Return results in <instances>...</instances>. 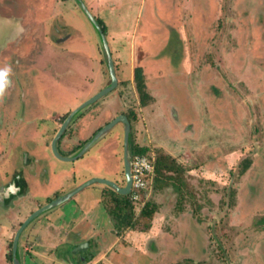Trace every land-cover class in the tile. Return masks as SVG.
Listing matches in <instances>:
<instances>
[{
  "label": "rangeland",
  "instance_id": "374dc122",
  "mask_svg": "<svg viewBox=\"0 0 264 264\" xmlns=\"http://www.w3.org/2000/svg\"><path fill=\"white\" fill-rule=\"evenodd\" d=\"M115 2L100 12L87 4L107 26L118 86L83 110L66 130L59 151L75 153L107 121L135 111L134 134L149 147L145 157L153 168L146 191L132 188L128 194L135 225L117 226L111 195L123 194L94 183L26 227L20 240L22 264H264V0ZM56 11L64 17L60 33L70 38L59 48L56 65L38 56V43H43L38 33L33 58H25L47 66L45 83L54 73L58 80L54 77L51 89V82L26 77L23 87L16 83L19 88L9 90L3 105V129L9 136L0 139V155L12 139L11 153L21 166L18 156L24 149L18 140L22 133L40 134L27 121L40 118L44 134L38 152L46 161V180L33 177L39 179L31 186L36 193L12 209L11 217L0 210V264H14L13 238L38 203L45 205L94 176L123 178L120 124L84 158L61 160L48 146L62 125V120L48 119L50 110L70 112L111 81L95 30L75 0L61 2ZM19 61L24 71L26 63ZM138 67L152 97L144 107L136 88ZM24 116L27 122H21ZM23 143L35 145L31 139ZM159 150L186 169L185 194L172 185L153 188ZM148 201L157 207H147ZM6 208L0 203V209ZM81 241H88L90 249L79 252Z\"/></svg>",
  "mask_w": 264,
  "mask_h": 264
},
{
  "label": "flooded vegetation",
  "instance_id": "af4514ba",
  "mask_svg": "<svg viewBox=\"0 0 264 264\" xmlns=\"http://www.w3.org/2000/svg\"><path fill=\"white\" fill-rule=\"evenodd\" d=\"M63 1L65 2L66 0H0V20H1L0 24L1 23L3 24L4 21L6 20V18L10 19L11 22H10L9 27H10V29L12 28L13 31H9V32H11V34L13 36H15L13 38V40L11 41V43L10 44L8 43L6 48L0 53V68H6L9 66L11 67L12 75H11L10 79H11L12 83H13V81L16 82L18 80V83L20 85L22 82H24V80L25 81L28 80L29 77H32L30 79H31V82H33L34 78L38 75V72H40V69L38 67H36V69L33 71L34 67L30 66L29 63H31V62H28L29 59L33 58L30 55H33L31 53L34 52L33 49L35 50L37 42L40 41V39L38 37H36V33H38L41 36V38L43 39V43L42 42L38 43L39 45H38L37 50H40V51L44 50L45 51V49H46V51H47V52H45V54L39 53L38 56L40 58L43 57V60L45 58H47L49 65H51V66L54 65V63L56 62L57 59L56 60H54V59L57 58L56 56L60 52L59 48H61V46H63L62 42H64V40L67 39V37L69 36V34L63 35L60 33V31L61 30L64 31V28H65V25L63 23L64 17H63V15H61L60 13H57V11H56L59 4ZM86 2H87V0H86ZM98 21H99V19H98ZM63 31H61V32L63 33ZM6 33H7V31H6ZM43 35H45V37H43ZM54 36H56V38ZM44 38H47V40L49 39V42H46L47 40ZM69 39L70 38H68L67 40H69ZM45 43H46V45H45ZM40 45H41V49H40ZM25 55L30 56V57H28L29 58L28 60L25 58ZM19 58H23V60L28 65L27 67H25L24 71L23 70L20 71L21 68L23 67L22 63L19 61L21 63V67H19L20 66L19 62L16 63ZM13 61H14V63H13ZM34 62L36 63L37 59H35L33 61V63ZM38 64L39 63L37 62V65ZM55 65H56V63H55ZM39 66H41V65H39ZM28 67H30V68H28ZM42 70H43V74H41L40 76H37V78H35L37 80H34V81L39 82V83L40 82L45 83L44 82V74H46V73L49 74V71L47 69V66H45V65L42 66ZM23 73H24V75H23ZM29 73L31 74L30 76L28 75ZM54 74H55V76H53L51 78V81H49L52 83L51 89L53 88L54 77L56 78V80H58L56 73H54ZM26 77H28V78L26 79ZM49 82H47L45 84H48ZM20 86L23 87L22 84ZM35 86L37 87V85H35ZM44 87H45V85L43 84V89H44ZM10 88L11 87H9L7 89L4 97L0 98V139L9 136L7 134V130L5 131L3 129V124L5 125V123H6V121L4 120V115H3L4 109H5L3 107V105H5L4 103H5L6 99H8L10 97L9 93H8ZM14 88H19V87H17V85H16V86H14ZM11 90H12V88H11ZM11 90H10V92H11ZM58 109L59 108H55L53 110H50V112H53V114L52 115L49 114L50 117H48V119H52L56 123H59V121L62 120V123H63L65 121V119L67 118V116L70 114V112L72 110H74V109H71L70 112H69V110L67 112L66 111L60 112V110H59V112H57ZM119 114H125V113H119ZM125 115H127V114H125ZM24 117L21 118V122L30 121V123L35 125V130L38 131L40 134H37V135L35 133L34 134H29V133L23 134L22 133L23 135L21 134L20 139L22 140V142L20 140H18L24 149V151L21 153L22 157L18 156V159L21 162V166H17V164H16L17 158L15 157L16 155H13L11 153L12 149H14L12 146V143H13L12 139H10L9 144L7 143L6 145H4V148L1 150V153H3V155L2 156L0 155V203L2 204V206L6 205V207H7L6 209H0L2 212V216L9 215L11 217V215L9 213L12 212V209H15L19 204H24L25 202H28L30 200V198H32V196L31 197H29V196L32 194V191H34V189L31 188V186L34 188V186H35L34 182L39 180V179H41V181L46 180V178L44 176H42L43 173L46 171V161H44L43 157H41L40 154H42V153L38 152V143H39L38 138L40 137V135L44 134V130L42 127H40V123H37L40 118L32 117L30 119L28 118V120L26 121V117L25 118ZM77 118L74 120V122L77 120ZM42 120H45V118H43V119L41 118V121ZM119 124L123 128L122 123H119ZM15 128H16V126L13 127L12 129H15ZM59 128L54 133V136L52 137L51 142H49V144H48L49 148L52 146V141H53L56 133L58 132ZM97 131L98 130L94 131L93 135ZM66 132L67 131H65L58 140V143H57L58 150H60V143L62 141V138L65 136ZM112 132L113 131L111 130L103 139L108 137V135ZM91 137H88L86 139V141L84 142V144ZM27 139H29V140L31 139V141L33 142V145H34V143H35V145L31 146L30 148L28 146H26L23 142H26ZM122 140H123L122 152L124 153V129H123ZM83 145H81L79 148H81ZM44 146H45V144H44ZM52 149H53V147H52ZM123 153H122V157H123ZM68 155H71V153L69 152L65 156H68ZM85 155H86V153L81 157L84 158ZM81 157H79V158H81ZM79 158H77V159H79ZM14 160H15V162H14ZM44 162H45V164H44ZM5 163L7 164L6 166H4ZM32 163H34V164H32ZM123 165H124V158H123ZM34 170L36 172H34ZM124 174H125V169H124ZM34 176L36 178H39V179H35V181H33ZM120 178H122V177H120ZM113 180L116 181L119 185H121L119 180H117V179H113ZM125 180H126V177H125ZM32 183H33V185H32ZM125 185H126V182H125ZM125 185H121V186H125ZM76 186L77 185H75V187ZM34 193H36V192L34 191ZM58 196H60V195H58ZM34 198L35 197H33V199H31V201H35V203H36L37 200ZM50 201H52V200L49 199L47 201V203ZM37 206H38V208H40L41 206H43V204L38 203ZM33 211H31L30 213H33ZM22 223H21V225H22ZM13 242H14V238H13L12 244H13ZM77 244L76 245L78 246L77 248H78L79 252H84V251L90 249L88 241H81V242H78ZM23 264H24V262H23Z\"/></svg>",
  "mask_w": 264,
  "mask_h": 264
},
{
  "label": "water",
  "instance_id": "95a60500",
  "mask_svg": "<svg viewBox=\"0 0 264 264\" xmlns=\"http://www.w3.org/2000/svg\"><path fill=\"white\" fill-rule=\"evenodd\" d=\"M79 8L83 11L86 18L89 20L91 25L93 26L95 33L98 38L99 45L101 47V51L108 68L111 81L110 83L98 91L97 93L93 94L91 97L86 99L83 103H81L78 107L70 112L67 116L65 121L62 123L61 127L59 128L58 132L56 133L53 141L52 147L57 155V157L61 160L65 161H72L87 153L90 149H92L101 139H103L111 130L115 128L116 125L122 123L124 129V169H125V177H126V185L121 186L113 179L94 176L91 177L76 187L72 188L71 190L65 192L64 194L58 196L57 198L53 199L52 201L48 202L47 204L41 206L37 210H35L26 220L22 223L19 227L18 231L15 234L14 242H13V261L14 264H22L21 257H20V240L21 236L26 229V227L37 217L40 215L56 208L57 206L65 203L66 201L70 200L72 197L76 196L78 193L83 191L88 186L94 183H102L105 184L120 194L128 195L133 188V178H132V160H133V136H132V127L130 120L128 119L127 115L119 114L114 119L109 121L103 127H101L81 148H79L75 153L65 156L62 155L58 148L57 143L59 138L62 134L70 127V125L74 122V120L89 106L94 104L96 101L100 100L110 92H112L119 83V79L116 73L115 67V60L113 57V53L107 38V35L98 21L96 15L91 11L88 4L85 0H75Z\"/></svg>",
  "mask_w": 264,
  "mask_h": 264
},
{
  "label": "trees",
  "instance_id": "16d2710c",
  "mask_svg": "<svg viewBox=\"0 0 264 264\" xmlns=\"http://www.w3.org/2000/svg\"><path fill=\"white\" fill-rule=\"evenodd\" d=\"M100 24L102 25L105 33L107 31V26L104 24V22L100 21ZM135 81H136V88L139 94V102L141 106H147L152 97L147 91V85L145 82V75L143 73L142 67H138L135 71ZM120 113H125L128 116V119L130 120L131 126H132V134H133V155H149V147L145 146L141 143H139L136 140L135 136V120L137 119V113L130 109L129 111H122ZM111 121V120H110ZM109 121H107L105 124H107ZM102 126H100L97 130H99ZM123 137V135H121ZM86 140H83V142L74 148L78 149L81 145L84 144ZM123 146V140H121V148ZM122 153V152H121ZM249 163L243 168H247ZM172 171V174H169V172ZM186 169L183 167L181 163L177 161V158L172 156L171 154H167L164 151L159 150V153L154 161V177H153V188L155 190H162L165 189L167 186L172 185L175 187L176 190H178L179 193H182L184 191V185L186 183L185 178L183 177V174L185 173ZM123 178H121L120 184L125 185V174H124V168L122 170ZM105 185V184H104ZM146 189L138 190L137 193H144ZM115 193V192H114ZM184 193V192H183ZM182 193V194H183ZM116 194V193H115ZM185 194V193H184ZM111 198L115 202V206L110 209V213L115 215L117 219V226L120 228H127L135 225V206L133 204V201L130 199L129 195H123L119 196L111 195ZM146 206L152 209H155L157 206L156 204L148 201L146 202ZM145 212V211H144ZM149 213V211H146ZM10 259L12 260V255H10Z\"/></svg>",
  "mask_w": 264,
  "mask_h": 264
},
{
  "label": "crops",
  "instance_id": "0c3cea01",
  "mask_svg": "<svg viewBox=\"0 0 264 264\" xmlns=\"http://www.w3.org/2000/svg\"><path fill=\"white\" fill-rule=\"evenodd\" d=\"M90 2H91V4H90ZM93 2V3H92ZM86 3H88L89 4V6H93L94 8L93 9H95V11H97V12H100V11H103L102 10V8H104V7H111L114 3H116L115 2V0H87V2ZM118 3L119 4H121V3H123V0H118ZM101 4H103V5H101ZM91 9H92V7H91ZM92 9V10H93ZM132 9V11L134 10V8H131ZM94 11V10H93ZM94 11V12H95ZM131 11V10H130ZM133 13V12H132ZM133 15H136V11H134V13H133ZM10 22H11V20L10 19H8V18H6V20L4 21V23L2 24H0V53L6 48V46H7V44L9 43H11V41L13 40V38L15 37V36H13L12 34H11V32H9V31H13V29L11 28L10 29ZM104 22V21H103ZM104 24H105V22H104ZM106 25V24H105ZM135 27V25L133 26V28ZM15 30V29H14ZM6 31H7V33H6ZM10 33V34H9ZM13 33V32H12ZM126 34H129L128 33V31H126ZM43 37H45V35H43ZM44 39H46L47 40V38H44ZM46 42H49V39L46 41ZM45 45H46V43H45ZM62 45H64V43L62 42ZM45 52H47L46 51V49H45V51L43 50H41L39 53L40 54H45ZM39 59V58H38ZM38 62V61H37ZM37 62L35 63H33V61H31V63H30V66H32V67H39V65H41L40 67H39V69H40V72H38V75L37 76H40L41 75V71H43L42 70V66H44V64H42V63H40V64H38L37 65ZM26 63V62H25ZM22 65H24V63L22 64ZM28 65H27V63L25 64V67H27ZM28 68H30V67H28ZM40 73V74H39ZM36 76V77H37ZM29 78H32V77H29ZM24 82H25V80H24ZM23 82V83H24ZM16 83H18V80L15 82V81H13V83L11 84V88H12V91H13V89H15L14 88V86H16L17 84ZM19 84V83H18ZM21 85V84H20ZM18 87V86H17ZM11 88L9 89V90H11ZM11 91V92H12ZM8 93H9V91H8ZM9 96H10V93H9ZM5 242H6V240H5Z\"/></svg>",
  "mask_w": 264,
  "mask_h": 264
},
{
  "label": "built area",
  "instance_id": "2783aa9c",
  "mask_svg": "<svg viewBox=\"0 0 264 264\" xmlns=\"http://www.w3.org/2000/svg\"><path fill=\"white\" fill-rule=\"evenodd\" d=\"M153 170L152 164L145 155H133L132 178L133 191H138L147 187V177Z\"/></svg>",
  "mask_w": 264,
  "mask_h": 264
},
{
  "label": "clouds",
  "instance_id": "9594fccd",
  "mask_svg": "<svg viewBox=\"0 0 264 264\" xmlns=\"http://www.w3.org/2000/svg\"><path fill=\"white\" fill-rule=\"evenodd\" d=\"M12 75L11 67L0 68V98H3L7 89L11 86L12 81L10 79Z\"/></svg>",
  "mask_w": 264,
  "mask_h": 264
}]
</instances>
